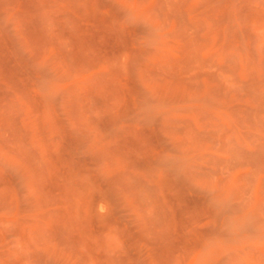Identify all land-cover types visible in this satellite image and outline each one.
I'll list each match as a JSON object with an SVG mask.
<instances>
[{
  "label": "rangeland",
  "instance_id": "obj_1",
  "mask_svg": "<svg viewBox=\"0 0 264 264\" xmlns=\"http://www.w3.org/2000/svg\"><path fill=\"white\" fill-rule=\"evenodd\" d=\"M0 264H264V0H0Z\"/></svg>",
  "mask_w": 264,
  "mask_h": 264
}]
</instances>
